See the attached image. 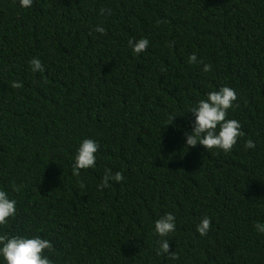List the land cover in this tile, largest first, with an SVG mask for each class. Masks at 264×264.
I'll return each mask as SVG.
<instances>
[{
  "label": "trees",
  "instance_id": "trees-1",
  "mask_svg": "<svg viewBox=\"0 0 264 264\" xmlns=\"http://www.w3.org/2000/svg\"><path fill=\"white\" fill-rule=\"evenodd\" d=\"M225 85L244 136L228 153L188 148L190 108ZM85 138L96 166L76 177ZM107 169L125 179L100 190ZM0 190L17 201L0 234L49 239L54 264H264V0H0ZM168 212L177 260L157 255Z\"/></svg>",
  "mask_w": 264,
  "mask_h": 264
},
{
  "label": "clouds",
  "instance_id": "clouds-1",
  "mask_svg": "<svg viewBox=\"0 0 264 264\" xmlns=\"http://www.w3.org/2000/svg\"><path fill=\"white\" fill-rule=\"evenodd\" d=\"M33 0H20L21 7H31ZM110 8H101L100 12L103 15L107 12L111 14ZM160 22L157 21V24ZM94 31L100 34H105L106 29L102 25H97ZM147 38L135 39L131 38L128 41V46L132 51L139 55L147 50L149 45ZM171 46V45H170ZM189 64H203L202 71L209 72L212 70L211 64L204 63L203 59L198 60L196 53H192L187 57ZM33 72H44L42 61L33 57L28 61ZM13 89H19L22 84L18 81H12L9 85ZM237 100V92L232 87L227 85L222 86L219 90H213L207 93V99H200L195 106L190 108L195 116L191 131L185 130V146L188 148L195 147L197 144L203 145L207 150L214 148L222 150L224 153L230 152L237 144L239 137L244 136L241 130V123L236 119H228L227 113L230 108L238 107L234 105ZM177 115L169 117L174 122ZM245 149H254L255 142L252 139H247L244 142ZM98 143L91 138L83 139L76 151L74 163L72 165V174L80 177L82 169L94 168L96 166V155L98 151ZM125 179L120 171L114 174L111 169H107L102 177L101 183L98 185L100 190L110 187V181L122 182ZM81 188L85 187L82 180L79 181ZM22 185L12 184L13 192H19ZM17 201L10 198L9 193L5 190H0V226L7 225L10 217H15L17 214ZM197 231L202 236H206L211 229V219L208 216L201 218L197 224ZM254 228L261 234H264V223L257 221ZM176 231V217L172 212H168L155 221V232L160 239L157 241L159 249L157 255L167 254L169 259H179L175 251H170V244L167 237L170 233ZM53 243L41 235L35 234H0V256L3 257L6 264H54L53 260L46 253L54 252Z\"/></svg>",
  "mask_w": 264,
  "mask_h": 264
}]
</instances>
